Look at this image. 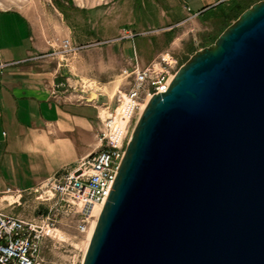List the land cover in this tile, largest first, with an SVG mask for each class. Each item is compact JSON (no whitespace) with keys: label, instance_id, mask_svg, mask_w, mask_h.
I'll use <instances>...</instances> for the list:
<instances>
[{"label":"water","instance_id":"1","mask_svg":"<svg viewBox=\"0 0 264 264\" xmlns=\"http://www.w3.org/2000/svg\"><path fill=\"white\" fill-rule=\"evenodd\" d=\"M81 264H264V0L149 98Z\"/></svg>","mask_w":264,"mask_h":264},{"label":"rangeland","instance_id":"2","mask_svg":"<svg viewBox=\"0 0 264 264\" xmlns=\"http://www.w3.org/2000/svg\"><path fill=\"white\" fill-rule=\"evenodd\" d=\"M257 1L260 0H0V8L23 10L36 23L41 35H45L47 29L54 30L55 45L35 55L38 59L54 57L62 69L52 86V94L86 103L90 101L87 100L90 94L102 92L101 103L97 105L101 107L100 119L105 113L102 104L115 105L117 93L127 90L133 82L136 66L144 67L164 59L170 61L175 74L196 51L213 44ZM161 9L167 17L160 15ZM180 9L185 12L181 22L178 21ZM60 11L68 14L66 20L75 25L70 38H59L64 28ZM165 29H170V35L176 37L172 47L149 62L141 63L134 49L140 42L139 35L148 53L152 43L158 47L166 44ZM64 39L82 47L64 53ZM78 93L83 95L78 97ZM100 129L101 121L98 132ZM40 194V190L23 192L18 202L7 205L6 200L12 202L17 198L11 197L12 193H2L0 205L22 218H33L50 207V202L41 199ZM77 219L75 215L58 216L57 230L52 238L45 237L41 246L40 257L44 264L82 263L91 228L87 235L77 233ZM59 235L64 238H58Z\"/></svg>","mask_w":264,"mask_h":264},{"label":"crops","instance_id":"3","mask_svg":"<svg viewBox=\"0 0 264 264\" xmlns=\"http://www.w3.org/2000/svg\"><path fill=\"white\" fill-rule=\"evenodd\" d=\"M161 11L160 15L167 17ZM60 13L64 28L59 38H70L75 25L66 20L68 14ZM184 18L180 9L178 21ZM169 30H163L166 44L158 47L152 43L148 53L139 35L134 49L141 63L172 47L176 37ZM54 34L47 29L41 35L21 9L0 8V194L8 188L32 191L48 177L74 167L99 146L101 107L97 105L102 92L90 94L86 103L53 95L52 86L62 69L54 57L35 56L55 45Z\"/></svg>","mask_w":264,"mask_h":264},{"label":"built area","instance_id":"4","mask_svg":"<svg viewBox=\"0 0 264 264\" xmlns=\"http://www.w3.org/2000/svg\"><path fill=\"white\" fill-rule=\"evenodd\" d=\"M81 47L73 45L69 39L62 41L64 53ZM162 62L136 66L133 82L127 90L117 93L115 105L102 104L105 113L99 116V146L93 153L80 159L74 167L48 177L34 189L41 191V199L50 202L47 211L25 219L0 205V264H44L40 257L41 246L45 237H53L60 214L77 216L75 230L87 235L109 195L126 143L139 116L136 113L143 110L153 94L166 91L173 77L170 61L162 59ZM6 193L17 198L12 202L1 199L11 205L18 202L23 191L8 188L3 194ZM58 238L63 239L64 236L59 235Z\"/></svg>","mask_w":264,"mask_h":264},{"label":"bare ground","instance_id":"5","mask_svg":"<svg viewBox=\"0 0 264 264\" xmlns=\"http://www.w3.org/2000/svg\"><path fill=\"white\" fill-rule=\"evenodd\" d=\"M173 78V77H172ZM172 80V79H171ZM148 102V101H147ZM147 102L145 103V105L147 104ZM145 105H144V107H145ZM144 109V108H143ZM142 112V111H141ZM141 112H140V114H141ZM140 114H139V116H140ZM104 116V115H103ZM138 116V117H139ZM130 138V137H129ZM129 140V139H128ZM102 209V208H101ZM95 211H96V213L98 212V208H96L95 209ZM101 211V210H100ZM100 211H99V213H100ZM99 213H98V215H99ZM98 217V216H97ZM97 217H96V219L93 221V223H92V226H91V231H90V233H89V239L91 238V235H92V230L94 229L93 227H95L94 225L96 224L95 222H96V220H97Z\"/></svg>","mask_w":264,"mask_h":264}]
</instances>
